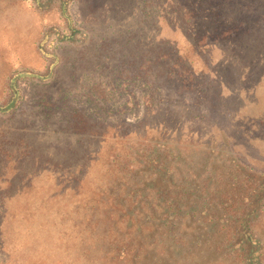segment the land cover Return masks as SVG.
Wrapping results in <instances>:
<instances>
[{
	"label": "rangeland",
	"instance_id": "374dc122",
	"mask_svg": "<svg viewBox=\"0 0 264 264\" xmlns=\"http://www.w3.org/2000/svg\"><path fill=\"white\" fill-rule=\"evenodd\" d=\"M8 102L0 264H117L87 209L130 138L162 127L264 172V0H0Z\"/></svg>",
	"mask_w": 264,
	"mask_h": 264
},
{
	"label": "trees",
	"instance_id": "16d2710c",
	"mask_svg": "<svg viewBox=\"0 0 264 264\" xmlns=\"http://www.w3.org/2000/svg\"><path fill=\"white\" fill-rule=\"evenodd\" d=\"M50 71H18L10 82L44 80ZM130 140L87 209L103 233L93 239L102 253L117 264H264V235L256 227L264 172L214 150L221 145L181 140L162 127Z\"/></svg>",
	"mask_w": 264,
	"mask_h": 264
}]
</instances>
